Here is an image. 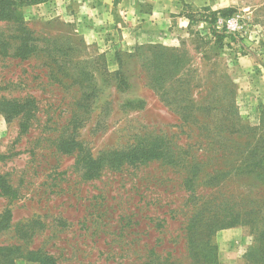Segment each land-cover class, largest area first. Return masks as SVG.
<instances>
[{
  "label": "rangeland",
  "instance_id": "374dc122",
  "mask_svg": "<svg viewBox=\"0 0 264 264\" xmlns=\"http://www.w3.org/2000/svg\"><path fill=\"white\" fill-rule=\"evenodd\" d=\"M118 1H0V264H264V0L133 51Z\"/></svg>",
  "mask_w": 264,
  "mask_h": 264
},
{
  "label": "crops",
  "instance_id": "0c3cea01",
  "mask_svg": "<svg viewBox=\"0 0 264 264\" xmlns=\"http://www.w3.org/2000/svg\"><path fill=\"white\" fill-rule=\"evenodd\" d=\"M211 0H119L124 18L118 50L133 51L139 44L179 46L191 32L189 8H203ZM190 6V7H189Z\"/></svg>",
  "mask_w": 264,
  "mask_h": 264
},
{
  "label": "trees",
  "instance_id": "16d2710c",
  "mask_svg": "<svg viewBox=\"0 0 264 264\" xmlns=\"http://www.w3.org/2000/svg\"><path fill=\"white\" fill-rule=\"evenodd\" d=\"M0 1H2V2H5V1L10 2L11 0H0ZM1 6H4L5 8L4 9H1V8H3ZM4 11H7L6 5L3 4V3H0V15H2ZM190 17L191 16H189V18ZM28 102H29L28 98H26L25 100H23V103L19 102L17 98H14L12 101H9L8 103L14 104L18 108V106L19 107L20 106L22 107V105L24 107V104L25 105L26 104L28 105ZM23 107L22 108L15 109L14 115H21V116L22 115H25L26 112L23 110ZM5 248H7V247L6 246H0V249H5ZM18 248L19 247L15 246L14 249H18ZM34 252H39V251L34 250L31 253H34ZM16 257L17 256H12L11 257V260H10V261H12L11 264H16V261H14L15 259H17ZM38 261H40L42 264H59L58 261H57V259L55 258V256L49 255V254H46V253L40 254V256L38 257ZM89 264H95V263H89Z\"/></svg>",
  "mask_w": 264,
  "mask_h": 264
}]
</instances>
